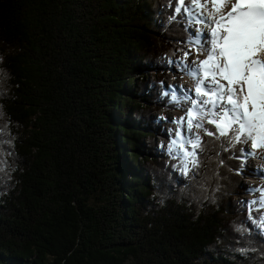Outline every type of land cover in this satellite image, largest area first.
<instances>
[{
	"label": "trees",
	"instance_id": "trees-1",
	"mask_svg": "<svg viewBox=\"0 0 264 264\" xmlns=\"http://www.w3.org/2000/svg\"><path fill=\"white\" fill-rule=\"evenodd\" d=\"M175 6L0 0V264H264L241 145L201 131L185 175L156 143L193 32Z\"/></svg>",
	"mask_w": 264,
	"mask_h": 264
},
{
	"label": "snow or ice",
	"instance_id": "snow-or-ice-1",
	"mask_svg": "<svg viewBox=\"0 0 264 264\" xmlns=\"http://www.w3.org/2000/svg\"><path fill=\"white\" fill-rule=\"evenodd\" d=\"M172 3L176 6L169 22L176 21L183 11L185 31L196 24L202 27L188 33L184 42L187 50H181L182 58L164 57L167 64L195 82L192 89H184L182 85L162 88L161 95L168 97L170 104L189 105L183 109L185 117L172 121L179 127L169 131L167 152L181 161L179 168L187 175L200 166L201 131L216 139L224 137L221 147L225 151L241 145L239 156L233 154L241 161L239 174L250 158L264 155L257 151L264 149V0H187V3L172 0ZM190 54H194V59L188 63L186 57ZM205 123L213 124L214 129L209 130ZM193 128L197 131L193 132ZM253 171L264 179V165L253 166ZM247 191L261 194L258 199L242 203L248 219L264 236V212L260 211L264 209V186H247ZM253 212L259 215L253 216ZM236 230L243 233L247 229Z\"/></svg>",
	"mask_w": 264,
	"mask_h": 264
},
{
	"label": "rangeland",
	"instance_id": "rangeland-1",
	"mask_svg": "<svg viewBox=\"0 0 264 264\" xmlns=\"http://www.w3.org/2000/svg\"><path fill=\"white\" fill-rule=\"evenodd\" d=\"M194 27L195 28H193V31L196 28H201L202 25L196 24V25H194ZM194 52H195V50H194ZM202 57L203 56L201 55L200 58L202 59ZM174 59L176 60L179 58H174ZM193 59H194V54H190L186 57V60L188 63H191L193 61ZM149 75H152V72H150ZM163 82L166 84L167 88L169 87V85H182L184 89H192V88H194V85H195L194 84L195 82L193 81V79H191L187 75H184L181 72H178L175 67L171 68V71L168 72V74H167L166 78L163 80ZM187 107H188V104L184 103L181 107H177V110L170 111L169 113H166L164 110L162 112V110H160V109H156L153 111L152 115H154V119L156 120V122L160 121V125L163 126L162 127L163 132L161 134H157V136H156V143H157V145H159V147H160L159 142L160 141L162 142L163 139H165L169 136V131L175 130L179 127V125L173 123L172 121H173V119L177 120L181 117H184L185 111L183 109H185ZM161 114L165 115L164 118H167L168 123L164 122L165 120H163V119H158V118H160ZM165 141H167V140H165ZM159 150L160 151H166L165 149L163 150V147H160ZM257 151H259V153H264V149H258ZM248 162L250 163V161H248ZM259 165H264V155H261L260 158L255 157V159H253V161H252V164L250 163L249 168L253 170V166H259ZM253 174H254L253 177H254V179H256V182H255V180H251V179L247 178L245 176V174L243 175L244 177L241 180L242 188L244 189V191H246V194H244L246 201L258 199L259 196L261 195L260 193H255V194L250 193L249 191H247V186H253V187L264 186V179H262L260 177V175H258L255 172H253ZM250 178H252V177H250Z\"/></svg>",
	"mask_w": 264,
	"mask_h": 264
},
{
	"label": "bare ground",
	"instance_id": "bare-ground-1",
	"mask_svg": "<svg viewBox=\"0 0 264 264\" xmlns=\"http://www.w3.org/2000/svg\"><path fill=\"white\" fill-rule=\"evenodd\" d=\"M204 57H202V59H203ZM201 78H203V73H201ZM209 79H210V77H209ZM195 84V83H194ZM195 86V85H194Z\"/></svg>",
	"mask_w": 264,
	"mask_h": 264
}]
</instances>
